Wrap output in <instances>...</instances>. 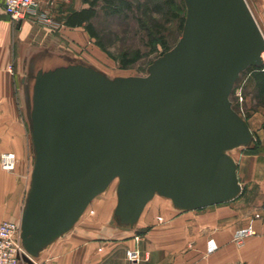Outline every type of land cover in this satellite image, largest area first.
I'll use <instances>...</instances> for the list:
<instances>
[{
	"label": "water",
	"instance_id": "1",
	"mask_svg": "<svg viewBox=\"0 0 264 264\" xmlns=\"http://www.w3.org/2000/svg\"><path fill=\"white\" fill-rule=\"evenodd\" d=\"M183 1L182 37L145 77L110 79L75 63L36 72L21 216L29 256L71 231L115 180L114 214L131 228L157 195L195 211L241 194L228 152L254 138L230 97L243 72L264 65V35L246 0Z\"/></svg>",
	"mask_w": 264,
	"mask_h": 264
},
{
	"label": "crops",
	"instance_id": "2",
	"mask_svg": "<svg viewBox=\"0 0 264 264\" xmlns=\"http://www.w3.org/2000/svg\"><path fill=\"white\" fill-rule=\"evenodd\" d=\"M4 1L0 0V156L15 153L17 165L13 172L4 171L0 165V223L18 219V213L22 216L34 167L30 129L17 98L18 71L36 59L68 58L82 49L90 50L95 41L84 26L66 24L71 14L87 7L83 0H43L42 9L49 12L57 29L33 18L13 22L4 12ZM87 58L86 63L95 65ZM249 78L248 74L240 88L251 102L247 108L252 115L247 123L254 140L252 154L246 159L249 162L237 163L242 191L236 199L181 211L171 200L157 195L132 228L113 223L108 215L89 217L82 224L80 219L78 227L77 223L44 249L38 262L130 264L127 251L138 248L140 264H264V165L256 163L264 160V103H256L259 91L255 80ZM93 214L97 216L95 210ZM239 237H244L242 243L236 241Z\"/></svg>",
	"mask_w": 264,
	"mask_h": 264
},
{
	"label": "rangeland",
	"instance_id": "3",
	"mask_svg": "<svg viewBox=\"0 0 264 264\" xmlns=\"http://www.w3.org/2000/svg\"><path fill=\"white\" fill-rule=\"evenodd\" d=\"M127 1L131 4V11L125 12L122 15H110L105 12L102 6L98 8V14L93 23L99 34L98 40L104 46V50L98 46V40L95 39L93 42L94 47L90 50L82 49L70 55L68 58L59 56L57 58L43 57L36 59L29 62L25 70L18 71L19 73L16 77L17 98L19 101L20 112L25 118L26 124L30 129V134L29 93L34 81V73L36 74L39 69L43 68L47 70L59 65L69 64V62H76L94 67L110 79L116 77H145L148 75L149 67L154 61L177 45L182 37L184 29V27L183 29L181 28L180 19L186 17L187 13L183 0ZM246 1L264 35V0ZM183 3L185 8L182 5ZM84 52H86V55H84ZM87 53L89 56H87ZM87 57H89V61H93L95 65L86 63L85 61H88ZM124 57H126V61H133L126 68L122 66ZM245 77L246 73L243 72L234 86L230 100L233 108L247 121L252 115L250 108H247L250 107L251 102L247 101L245 96L246 93L244 92L243 102H240L237 97V91ZM255 99L257 104L264 103L263 98L261 99L257 97ZM31 143L34 149L32 135ZM251 148H253L252 144L247 147H240L231 150L228 154L236 161V163L241 161L248 163L249 161L246 159L249 154H252V152H250ZM251 162L252 160H250V163ZM256 163L264 165L263 158H260ZM261 172V175H263L264 171L262 168ZM118 182L119 180H115L107 191L95 198L93 204L89 206L82 216L81 224L83 223L82 221H88L89 217L93 219L94 217L101 219L104 215H108L113 223H119L114 214L117 204ZM30 188L31 183L24 196L23 208L25 207ZM94 210L97 212V216L96 214H93ZM11 222L21 224V213H18V219ZM78 226L79 223L76 227ZM135 249L136 248L130 250Z\"/></svg>",
	"mask_w": 264,
	"mask_h": 264
},
{
	"label": "built area",
	"instance_id": "4",
	"mask_svg": "<svg viewBox=\"0 0 264 264\" xmlns=\"http://www.w3.org/2000/svg\"><path fill=\"white\" fill-rule=\"evenodd\" d=\"M42 3L43 0H5L4 12L15 23L33 18L50 29H57L58 25L55 23L52 16L49 12L42 9ZM237 97L240 102L244 101L241 88L237 91ZM0 165L4 171H14L17 165L16 154L11 152L1 154ZM243 239L244 237H239L236 241L242 243ZM24 256L29 258L33 264H45L38 262V258H33L27 254L21 238L20 223L11 221L0 223V264H29L24 261ZM127 258L131 264H140V250L138 248L135 250H129ZM230 264L244 263L235 262Z\"/></svg>",
	"mask_w": 264,
	"mask_h": 264
},
{
	"label": "trees",
	"instance_id": "5",
	"mask_svg": "<svg viewBox=\"0 0 264 264\" xmlns=\"http://www.w3.org/2000/svg\"><path fill=\"white\" fill-rule=\"evenodd\" d=\"M83 3L87 6L79 12L71 14L67 20L66 24L69 26H84L89 35L98 40L99 34L97 33L94 26V19L97 17L98 8H102L110 15H122L125 12L131 11V4L127 0H83ZM184 6V3L182 4ZM185 8V6H184ZM186 17L180 19V25L183 29ZM98 46L104 50V46L98 40ZM168 50V49H167ZM166 50V51H167ZM126 57L123 58V67L126 68L133 61H126ZM246 76L249 74L250 78H253L256 82V86L259 91L258 98H263L264 96V65L262 67H250L246 71ZM249 78V80H250ZM246 83H248V81ZM236 111V110H235Z\"/></svg>",
	"mask_w": 264,
	"mask_h": 264
},
{
	"label": "bare ground",
	"instance_id": "6",
	"mask_svg": "<svg viewBox=\"0 0 264 264\" xmlns=\"http://www.w3.org/2000/svg\"><path fill=\"white\" fill-rule=\"evenodd\" d=\"M263 60H264V53H263ZM70 63V62H69ZM72 63H75V64H80V65H83V66H87V65H85V64H82V63H76V62H72ZM87 67H89V66H87ZM34 76H35V73H34ZM34 76H33V78H34ZM16 169V168H15ZM117 205V204H116ZM20 226H21V224H20Z\"/></svg>",
	"mask_w": 264,
	"mask_h": 264
}]
</instances>
